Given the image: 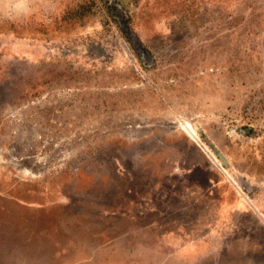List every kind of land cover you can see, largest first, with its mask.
<instances>
[{
	"label": "rangeland",
	"instance_id": "rangeland-1",
	"mask_svg": "<svg viewBox=\"0 0 264 264\" xmlns=\"http://www.w3.org/2000/svg\"><path fill=\"white\" fill-rule=\"evenodd\" d=\"M0 264H264V0H0Z\"/></svg>",
	"mask_w": 264,
	"mask_h": 264
}]
</instances>
